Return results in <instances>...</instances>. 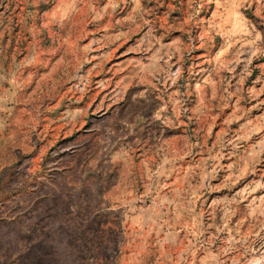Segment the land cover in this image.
Instances as JSON below:
<instances>
[{
  "label": "rangeland",
  "instance_id": "rangeland-1",
  "mask_svg": "<svg viewBox=\"0 0 264 264\" xmlns=\"http://www.w3.org/2000/svg\"><path fill=\"white\" fill-rule=\"evenodd\" d=\"M231 2L0 0V264H264V0L234 1L243 73L221 67L176 128L179 63L151 77L138 33L105 41ZM184 167L192 187L166 188Z\"/></svg>",
  "mask_w": 264,
  "mask_h": 264
},
{
  "label": "crops",
  "instance_id": "crops-1",
  "mask_svg": "<svg viewBox=\"0 0 264 264\" xmlns=\"http://www.w3.org/2000/svg\"><path fill=\"white\" fill-rule=\"evenodd\" d=\"M231 1L228 8H215L205 14L189 13L188 15L191 16L187 15V18L177 25L172 22L164 25L147 22L140 29V25L132 16L128 18L132 22L131 26L125 28V32L121 31L120 25L122 26V23L126 22L116 21L111 24L112 33L105 40L109 45L118 44L127 39L130 34V36L139 34L140 37L137 39L139 43L155 48L153 57L149 60L148 73L151 77L163 74L168 77V69L175 63H179L183 69L181 82L183 84V103L179 104L177 99L169 102L172 100L170 97H176L181 92L179 88L181 85L177 81L170 82L166 87V90L169 91L167 94L168 105L173 112L169 117L164 118L163 122L164 124L167 122L166 126L176 128L180 126L179 122L185 125V122H190L194 118L198 119V112L202 109L200 97L204 83L219 77L221 67L229 68L233 75L243 73V70H239L241 67H238L240 65L238 64L240 61H238L239 54L246 52V49L253 45L252 33L249 24L233 7L235 0ZM202 15L204 16L201 23L197 24L191 21L193 18H199ZM192 97H194L193 100ZM191 100L195 101L194 105L186 104ZM7 104V102H2V98L0 99V122H8L9 120ZM173 171H177L176 174L180 175L181 182H177L175 179L173 182H165L166 188L175 191L188 190L192 187L191 178L189 181L191 170L188 167ZM193 174L197 175L195 172ZM201 183L200 186L202 187Z\"/></svg>",
  "mask_w": 264,
  "mask_h": 264
}]
</instances>
